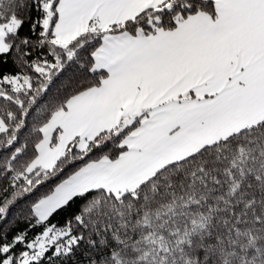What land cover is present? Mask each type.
Masks as SVG:
<instances>
[{"label": "snow or ice", "instance_id": "snow-or-ice-1", "mask_svg": "<svg viewBox=\"0 0 264 264\" xmlns=\"http://www.w3.org/2000/svg\"><path fill=\"white\" fill-rule=\"evenodd\" d=\"M0 264H264V0H0Z\"/></svg>", "mask_w": 264, "mask_h": 264}, {"label": "trees", "instance_id": "trees-1", "mask_svg": "<svg viewBox=\"0 0 264 264\" xmlns=\"http://www.w3.org/2000/svg\"><path fill=\"white\" fill-rule=\"evenodd\" d=\"M53 91H55V89H53ZM57 219H59V217H57Z\"/></svg>", "mask_w": 264, "mask_h": 264}]
</instances>
